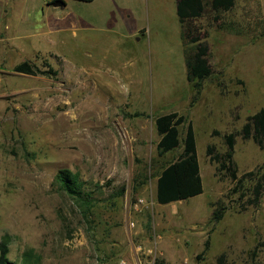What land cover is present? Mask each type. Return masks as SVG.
Segmentation results:
<instances>
[{"label": "rangeland", "instance_id": "obj_1", "mask_svg": "<svg viewBox=\"0 0 264 264\" xmlns=\"http://www.w3.org/2000/svg\"><path fill=\"white\" fill-rule=\"evenodd\" d=\"M64 2L13 0L0 47V245L9 261L264 264V194L250 205L244 179L264 173V149L242 135L264 108V0L206 7L197 25L212 74L201 83L187 80L178 0ZM25 61L58 74L16 73ZM172 112L186 117L182 143L160 158L156 119ZM190 124L204 193L160 205L157 174L179 158ZM63 170L85 183L91 206L56 183Z\"/></svg>", "mask_w": 264, "mask_h": 264}, {"label": "trees", "instance_id": "obj_2", "mask_svg": "<svg viewBox=\"0 0 264 264\" xmlns=\"http://www.w3.org/2000/svg\"><path fill=\"white\" fill-rule=\"evenodd\" d=\"M60 1L62 0H54L52 4L54 5ZM78 1L90 2L93 0ZM234 5L235 0H208L207 3L205 0H178L177 16L182 27L184 45L188 46L185 50V64L187 80L190 83H201L212 74V67L209 62V44L202 41L200 28L197 25L198 20L206 13L207 6L215 13H222L230 11ZM14 71L29 76L48 75L55 77L58 74L52 68H49L48 71H42L30 61L17 65ZM185 123L186 117L178 112L168 113L156 119V129L160 137L157 151L160 158H164L180 148L182 143L181 130ZM242 135L244 139H252L259 147L264 149V108L248 118L242 129ZM226 143L228 145L227 158L233 164L234 136H226ZM208 155L213 162H219L218 155L214 154V147H209ZM157 177V202L160 205L184 202L204 193L196 134L192 124L187 129L183 151L179 158L162 166ZM244 179H249L253 182L252 189H249L251 199L248 203L258 207L264 194V173L262 168L260 167L255 171L246 173ZM56 183L63 191L77 199L81 204L89 207L96 201L92 193L87 192L85 183L77 175L69 171H60L56 176ZM242 187L238 186L234 191H238ZM241 193V200L245 201L247 194L243 190ZM222 215L223 210L218 209L214 213L213 219L219 221L222 219ZM208 247L209 241L206 243V250ZM220 262H222V258ZM0 264H17L9 261L6 242L0 245Z\"/></svg>", "mask_w": 264, "mask_h": 264}, {"label": "crops", "instance_id": "obj_3", "mask_svg": "<svg viewBox=\"0 0 264 264\" xmlns=\"http://www.w3.org/2000/svg\"><path fill=\"white\" fill-rule=\"evenodd\" d=\"M62 2H64V0H62ZM12 5L13 0H0V47L1 44H4L10 40V38L7 37L5 31L9 30L8 20L10 19V11H12L13 7Z\"/></svg>", "mask_w": 264, "mask_h": 264}, {"label": "water", "instance_id": "obj_4", "mask_svg": "<svg viewBox=\"0 0 264 264\" xmlns=\"http://www.w3.org/2000/svg\"><path fill=\"white\" fill-rule=\"evenodd\" d=\"M55 6H63L64 7L65 3L60 1V2L55 3Z\"/></svg>", "mask_w": 264, "mask_h": 264}, {"label": "built area", "instance_id": "obj_5", "mask_svg": "<svg viewBox=\"0 0 264 264\" xmlns=\"http://www.w3.org/2000/svg\"><path fill=\"white\" fill-rule=\"evenodd\" d=\"M49 2H53L54 0H48ZM119 264H128L126 260H121Z\"/></svg>", "mask_w": 264, "mask_h": 264}, {"label": "clouds", "instance_id": "obj_6", "mask_svg": "<svg viewBox=\"0 0 264 264\" xmlns=\"http://www.w3.org/2000/svg\"><path fill=\"white\" fill-rule=\"evenodd\" d=\"M0 234H2V233H0ZM26 239H27V238H26ZM9 247H10V248H14L15 245H9ZM10 258H11V256H10Z\"/></svg>", "mask_w": 264, "mask_h": 264}]
</instances>
